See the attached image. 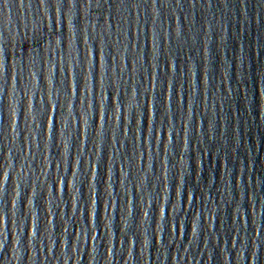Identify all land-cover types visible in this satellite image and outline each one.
<instances>
[{"label": "water", "instance_id": "water-1", "mask_svg": "<svg viewBox=\"0 0 264 264\" xmlns=\"http://www.w3.org/2000/svg\"><path fill=\"white\" fill-rule=\"evenodd\" d=\"M0 264H264V0H0Z\"/></svg>", "mask_w": 264, "mask_h": 264}]
</instances>
